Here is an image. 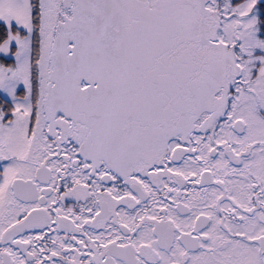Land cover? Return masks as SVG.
<instances>
[{
  "label": "snow or ice",
  "instance_id": "obj_1",
  "mask_svg": "<svg viewBox=\"0 0 264 264\" xmlns=\"http://www.w3.org/2000/svg\"><path fill=\"white\" fill-rule=\"evenodd\" d=\"M0 264H264V0H0Z\"/></svg>",
  "mask_w": 264,
  "mask_h": 264
}]
</instances>
